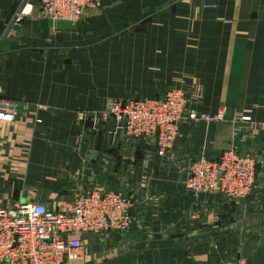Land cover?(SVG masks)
Segmentation results:
<instances>
[{
  "label": "crops",
  "instance_id": "crops-1",
  "mask_svg": "<svg viewBox=\"0 0 264 264\" xmlns=\"http://www.w3.org/2000/svg\"><path fill=\"white\" fill-rule=\"evenodd\" d=\"M19 4L0 0V90L22 104L0 121V206L67 211L99 187L130 200L129 230L87 234L72 264H264V0H103L76 31L37 5L9 29ZM176 87L213 119L184 122L164 157L96 120ZM230 150L256 158L253 194L195 197L189 166Z\"/></svg>",
  "mask_w": 264,
  "mask_h": 264
},
{
  "label": "built area",
  "instance_id": "built-area-1",
  "mask_svg": "<svg viewBox=\"0 0 264 264\" xmlns=\"http://www.w3.org/2000/svg\"><path fill=\"white\" fill-rule=\"evenodd\" d=\"M101 4L102 0H20L9 29L32 16L36 5L52 22L79 23L87 10L99 9ZM21 107L20 101L6 98L0 90V121H16ZM211 119L192 108L189 94L177 87L167 90L160 99L115 100L96 117L99 123H114L116 130L129 138L156 140L161 157L177 144L184 122ZM188 174L185 185L195 197L221 194L244 200L256 188L257 160L250 154L225 151L214 160L202 156L193 161ZM131 207L132 202L121 193L104 187L78 194L67 211H55L36 202L0 206V264H72L73 258L80 259L87 234L129 230L134 221ZM226 264L246 262L238 259Z\"/></svg>",
  "mask_w": 264,
  "mask_h": 264
},
{
  "label": "water",
  "instance_id": "water-1",
  "mask_svg": "<svg viewBox=\"0 0 264 264\" xmlns=\"http://www.w3.org/2000/svg\"><path fill=\"white\" fill-rule=\"evenodd\" d=\"M56 27L60 31H76L78 28V23L60 20V21L56 22ZM156 138H158V134H157ZM95 155H96V153L93 154L94 157H95ZM139 258L142 259L143 255H140Z\"/></svg>",
  "mask_w": 264,
  "mask_h": 264
},
{
  "label": "rangeland",
  "instance_id": "rangeland-1",
  "mask_svg": "<svg viewBox=\"0 0 264 264\" xmlns=\"http://www.w3.org/2000/svg\"><path fill=\"white\" fill-rule=\"evenodd\" d=\"M102 1H103V0H102ZM28 18H29V17H28ZM26 19H27V18H26ZM26 19H25V20H26ZM25 20H24V21H25ZM24 21H23V22H24ZM23 22H22L21 24H23ZM21 24H19V25H21ZM16 26H18V25H16ZM124 99H140V98H124ZM124 99H120V100H124ZM203 195H209V194H203Z\"/></svg>",
  "mask_w": 264,
  "mask_h": 264
},
{
  "label": "bare ground",
  "instance_id": "bare-ground-1",
  "mask_svg": "<svg viewBox=\"0 0 264 264\" xmlns=\"http://www.w3.org/2000/svg\"><path fill=\"white\" fill-rule=\"evenodd\" d=\"M80 260H81V259H79V258H73V259H72L73 262H77V261H80Z\"/></svg>",
  "mask_w": 264,
  "mask_h": 264
}]
</instances>
